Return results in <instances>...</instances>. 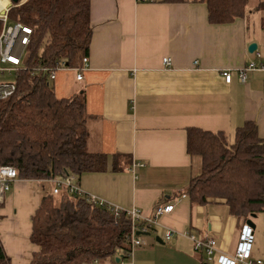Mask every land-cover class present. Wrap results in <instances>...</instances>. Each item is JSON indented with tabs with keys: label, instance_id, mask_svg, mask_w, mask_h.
Wrapping results in <instances>:
<instances>
[{
	"label": "crops",
	"instance_id": "crops-1",
	"mask_svg": "<svg viewBox=\"0 0 264 264\" xmlns=\"http://www.w3.org/2000/svg\"><path fill=\"white\" fill-rule=\"evenodd\" d=\"M249 3L242 18L213 24L207 5L195 0H90V69L82 82L60 73L55 88L61 95L84 93L87 149L109 159L105 172L83 175L76 184L145 216L175 205L142 237L134 264H203L185 232L215 238L227 254L239 246L242 227L224 202L194 204L185 194L203 171L187 139L195 128L224 133L234 143L246 122H255L264 139V70L239 80L250 63L264 65L256 30L263 29V13L253 20ZM254 43L261 59L249 51ZM53 189L50 181L20 179L0 205V240L11 264H31L39 252L31 242L32 217ZM168 229L175 231L170 242L163 239Z\"/></svg>",
	"mask_w": 264,
	"mask_h": 264
},
{
	"label": "trees",
	"instance_id": "trees-1",
	"mask_svg": "<svg viewBox=\"0 0 264 264\" xmlns=\"http://www.w3.org/2000/svg\"><path fill=\"white\" fill-rule=\"evenodd\" d=\"M195 1L207 5L211 23L228 24L245 15L249 0ZM258 10L263 13L264 29V0ZM9 21L31 27L33 35L26 54L29 70L15 79V95L0 102V166H13L19 179L27 181L68 175L78 181L83 175L105 172L109 158L87 149L89 115L84 93L57 92L60 74L52 82L45 74L32 75L40 64L82 65L93 34L90 0L15 3ZM64 73L76 81L73 72ZM187 150L203 160L202 174L185 190L194 204L224 202L240 228L253 214L264 217V139L255 122L238 129L234 143L224 133L190 129ZM32 226L31 242L40 250L31 264L115 263L121 251L128 256L131 248L132 222L125 213L116 217L65 189L44 195ZM196 252L206 263L204 252ZM0 264H11L1 240Z\"/></svg>",
	"mask_w": 264,
	"mask_h": 264
},
{
	"label": "built area",
	"instance_id": "built-area-1",
	"mask_svg": "<svg viewBox=\"0 0 264 264\" xmlns=\"http://www.w3.org/2000/svg\"><path fill=\"white\" fill-rule=\"evenodd\" d=\"M27 1V0H26ZM19 1L20 5L26 2ZM139 2H148L149 0H138ZM15 3L12 0H0V77H13L12 80H0V102L8 100L15 95L17 85L15 79L22 72L29 70L26 64L27 49L31 43L33 29L20 22L10 23L9 14L14 8ZM255 55L261 59V53L256 50ZM163 65L170 67L172 60L170 58L163 59ZM90 69V62L88 57L83 58L82 65L78 67H70L65 61L57 62L54 67H45L42 64L38 68L32 69V75L45 74L52 82L58 74L63 72H73L77 82L84 80V73ZM254 70H264L263 64L250 63L246 68L240 70L239 80L244 83L247 80V72ZM223 77L226 83H230L232 75L230 72H223ZM49 81V82H50ZM19 176L16 168L10 165L0 166V205L5 202L6 195L11 191L13 186L19 181ZM76 178L72 176H65L51 180L54 187L53 193L59 194L62 189H65L68 194L78 195L85 197V199L100 207L107 208L116 217L125 213L132 222V232L130 234V251L128 256L125 252L121 251L120 262L117 263H99L95 264H134L132 258L134 251L142 246V237L147 235L153 227L158 225V221L165 215L172 213L175 209L174 204L159 205L157 206L150 216L143 215L140 210H124L121 207L100 199L90 193L84 191L79 185L76 184ZM255 230L252 229L247 222L242 227L239 246L233 254L223 252L213 237L198 238L195 235L185 232L182 235L194 244L196 251H203L207 264H264V251L262 257H256L253 249ZM175 231L168 229L164 235V241H172ZM126 254V257L122 255Z\"/></svg>",
	"mask_w": 264,
	"mask_h": 264
},
{
	"label": "rangeland",
	"instance_id": "rangeland-1",
	"mask_svg": "<svg viewBox=\"0 0 264 264\" xmlns=\"http://www.w3.org/2000/svg\"><path fill=\"white\" fill-rule=\"evenodd\" d=\"M21 1H24V0H20V2ZM259 1L260 0H250V3H249V10L252 11L251 17L253 18V20L255 19L257 21H259L261 16H262L261 11H259L257 8ZM253 20H252V23H253ZM256 30H257L259 41H260L259 42V48L264 52V29L259 28V26H256ZM12 79H13V77H9V76L0 77V80H12ZM70 176H72V175H70ZM72 177H75V176H72ZM57 178H59V177H57ZM55 179H56V177L53 179H50V180L48 179V180H41V181H50L51 182V180H55ZM7 194H9V193H7ZM6 196H8V195H6ZM252 220L256 226L255 233H254V243H253L254 253L256 254V252L258 251V253L255 256L256 257H262V252L264 251V217L261 214H258L257 218L252 219Z\"/></svg>",
	"mask_w": 264,
	"mask_h": 264
},
{
	"label": "water",
	"instance_id": "water-1",
	"mask_svg": "<svg viewBox=\"0 0 264 264\" xmlns=\"http://www.w3.org/2000/svg\"><path fill=\"white\" fill-rule=\"evenodd\" d=\"M14 3H16V2H18V0H12ZM257 44H251L250 46H249V51L251 52V53H254L256 50H257ZM255 218H257V215L256 214H253L252 215V217H251V219H249L248 221H247V225H249L252 229H254L255 230V228H256V226H255V224L253 223V220L252 219H255ZM116 262L117 263H119L120 262V258H117L116 259ZM204 264H207V263H204Z\"/></svg>",
	"mask_w": 264,
	"mask_h": 264
}]
</instances>
